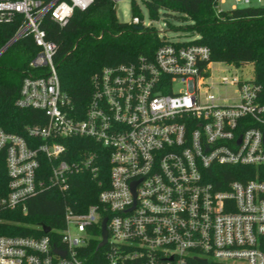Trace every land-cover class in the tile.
Instances as JSON below:
<instances>
[{
	"label": "built area",
	"instance_id": "obj_1",
	"mask_svg": "<svg viewBox=\"0 0 264 264\" xmlns=\"http://www.w3.org/2000/svg\"><path fill=\"white\" fill-rule=\"evenodd\" d=\"M226 1L232 5L223 8ZM260 2L213 0L212 9L218 14ZM92 3L0 0V23L21 17L7 44L31 35L38 47L16 104L44 117L27 127L26 137L0 127L8 178L0 194V264H264V180H225L227 166H264L261 86L234 70L213 71L217 61L194 42L196 32L176 40L157 33L163 44L152 58L104 66L91 76L80 111L60 87L56 44L42 23L49 18L62 27ZM129 23L150 28L138 15ZM218 86L234 87L236 95L220 102L208 92ZM72 137L89 138L100 150L71 155L64 140ZM105 157L102 173L97 162ZM82 172L101 176V189L82 210L76 200L66 204L62 227L44 232L38 225L40 236L3 228L19 224L10 215L25 213L26 200L41 191L67 197L72 177ZM104 219L106 242L89 257L91 242L97 247L102 240Z\"/></svg>",
	"mask_w": 264,
	"mask_h": 264
},
{
	"label": "trees",
	"instance_id": "obj_2",
	"mask_svg": "<svg viewBox=\"0 0 264 264\" xmlns=\"http://www.w3.org/2000/svg\"><path fill=\"white\" fill-rule=\"evenodd\" d=\"M151 19H158L159 11L176 19L191 23L180 26L196 32L195 43L206 45L211 61L239 67L252 63L254 80L261 86L264 101V6L239 7L218 14L212 9L213 0H142ZM132 16H139L136 0H131ZM181 14V16L177 15ZM183 15V16H182ZM20 16L7 23H0V49L15 34ZM174 28V26H171ZM42 28L48 40L55 42L54 64L61 89L70 97L75 108L82 111L90 98L91 76L104 66L136 61L139 57L152 58L155 50L163 44L154 28L141 30L134 24L121 22L116 16V3L111 0H93L85 10H74L67 23L60 27L49 18ZM38 50L31 35H24L11 43L0 54V127L7 132L27 136V127L43 122V113L16 104L20 85L29 62ZM71 155L86 149L100 150L89 138L72 137L64 140ZM102 173L109 167L108 160L97 162ZM225 180L249 178L264 180V166H227ZM101 175V174H100ZM86 172L75 174L67 197L56 190H45L26 200V212L15 211L10 219L17 223H5L3 228L15 234L43 235L37 226L62 227L64 207L77 201L81 210L96 201L101 189L97 180ZM4 155L0 154V194L7 184ZM9 227V228H8ZM5 231V232H7ZM4 232V231H3ZM88 256L98 254L96 241L91 242Z\"/></svg>",
	"mask_w": 264,
	"mask_h": 264
},
{
	"label": "rangeland",
	"instance_id": "obj_3",
	"mask_svg": "<svg viewBox=\"0 0 264 264\" xmlns=\"http://www.w3.org/2000/svg\"><path fill=\"white\" fill-rule=\"evenodd\" d=\"M139 7H140V14L142 17L143 25L150 26L151 28H154V30L163 32H157L159 35L162 36V34H165V37L170 40H176V39H185L188 36L186 35V30L183 28H179L180 26H184V20L176 19L171 14L172 12H168L169 14H164L162 11H159L158 19H151L148 15V11L145 8L142 0H136ZM131 0H119L116 3V16L119 21L121 22H127L129 23L131 21L132 12L130 8ZM230 1H226L222 4L223 8H228L232 4ZM259 6H264V0H261L260 3H257ZM178 16L181 14H177ZM183 16V15H182ZM171 26H174L172 28ZM211 69L213 71H220V73L224 74L228 71L234 70L237 75L240 76L241 79L247 80V79H253L254 78V70L252 63L248 62L246 64H243L239 67L231 66L228 67L224 63L220 62H213L211 64ZM226 70V71H225ZM181 86L174 85V90H178ZM209 93H214L215 95L220 96L223 100H220V102L226 101L229 102V99H232L235 95V88L230 86H218L215 89L209 90ZM226 99V100H225Z\"/></svg>",
	"mask_w": 264,
	"mask_h": 264
},
{
	"label": "water",
	"instance_id": "obj_4",
	"mask_svg": "<svg viewBox=\"0 0 264 264\" xmlns=\"http://www.w3.org/2000/svg\"><path fill=\"white\" fill-rule=\"evenodd\" d=\"M135 28L138 29V30H141V29H142V26H141V25H136ZM8 45H9V44H7V46H8ZM7 46H5L4 49H6ZM4 49H3V51H4ZM3 51H2V52H3ZM2 52H1V53H2ZM105 222H106V219H104L103 222H102V229H101L102 240L97 244L96 249H99V248H100L101 246H103V245L105 244V242H106L107 231H106V228H105ZM49 229H50L49 226H47V225H45V224H42V230H43L44 232H48ZM201 262H202L203 264H205V260H201Z\"/></svg>",
	"mask_w": 264,
	"mask_h": 264
}]
</instances>
